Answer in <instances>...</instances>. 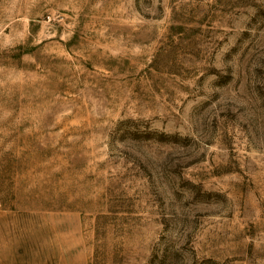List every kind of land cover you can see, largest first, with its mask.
Here are the masks:
<instances>
[{
	"label": "rangeland",
	"instance_id": "374dc122",
	"mask_svg": "<svg viewBox=\"0 0 264 264\" xmlns=\"http://www.w3.org/2000/svg\"><path fill=\"white\" fill-rule=\"evenodd\" d=\"M0 209L70 264H264V0H0Z\"/></svg>",
	"mask_w": 264,
	"mask_h": 264
},
{
	"label": "crops",
	"instance_id": "0c3cea01",
	"mask_svg": "<svg viewBox=\"0 0 264 264\" xmlns=\"http://www.w3.org/2000/svg\"><path fill=\"white\" fill-rule=\"evenodd\" d=\"M63 226L64 221L0 209V264H70L63 254L70 233Z\"/></svg>",
	"mask_w": 264,
	"mask_h": 264
}]
</instances>
